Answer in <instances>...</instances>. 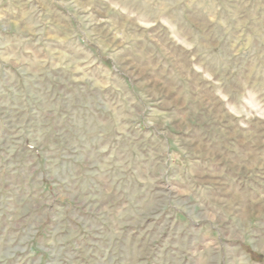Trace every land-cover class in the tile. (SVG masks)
Masks as SVG:
<instances>
[{"label":"rangeland","instance_id":"obj_1","mask_svg":"<svg viewBox=\"0 0 264 264\" xmlns=\"http://www.w3.org/2000/svg\"><path fill=\"white\" fill-rule=\"evenodd\" d=\"M0 264H264V0H0Z\"/></svg>","mask_w":264,"mask_h":264}]
</instances>
